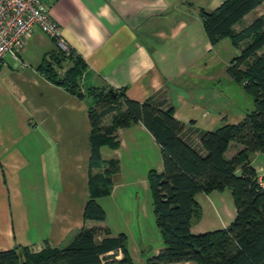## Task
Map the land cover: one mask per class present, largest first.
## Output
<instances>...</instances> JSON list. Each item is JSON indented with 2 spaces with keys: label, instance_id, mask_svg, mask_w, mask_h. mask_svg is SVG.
Returning <instances> with one entry per match:
<instances>
[{
  "label": "crops",
  "instance_id": "1",
  "mask_svg": "<svg viewBox=\"0 0 264 264\" xmlns=\"http://www.w3.org/2000/svg\"><path fill=\"white\" fill-rule=\"evenodd\" d=\"M189 1L53 0L49 13L67 47L86 62L80 79L84 93L90 85L124 88L130 98L171 105L183 123L182 137L202 151L199 134L203 130L236 123L245 114L225 107L229 95L218 86L221 71L218 65L211 69L219 57L218 42L210 43ZM56 47L55 38L34 29L16 57L6 53L0 59V250L14 245L32 250L46 244L62 247L81 228L92 227L96 239L125 233L134 264L146 262L164 243L153 211L142 202L138 189L148 188V169L162 171L160 147L141 122L118 127V145L100 146L102 163L92 168L103 170L109 161L116 162L109 193L96 197L104 217H85L88 106L94 97L80 98L39 72L37 66ZM230 146L227 158L242 145L230 141L225 155ZM251 163L258 178H264V167ZM101 199L113 205L120 221L115 227L107 222ZM234 214L235 208L227 210L221 227Z\"/></svg>",
  "mask_w": 264,
  "mask_h": 264
},
{
  "label": "trees",
  "instance_id": "2",
  "mask_svg": "<svg viewBox=\"0 0 264 264\" xmlns=\"http://www.w3.org/2000/svg\"><path fill=\"white\" fill-rule=\"evenodd\" d=\"M264 0H223L208 11L187 2L202 21L211 44L227 37L239 53L229 60L226 73L252 97L253 109L236 122H225L199 134L202 151L182 137L183 123L174 108L151 98L128 97L124 88L87 86L81 91L80 79L86 62L71 48L56 47L37 66L49 81L84 98L93 95L88 106L90 119L89 197L84 216L104 217L97 196L109 193L111 173L101 165L100 146L116 147L115 131L141 122L157 141L162 155V171L150 168L146 177L154 219L164 247L146 259L147 264L193 261L194 264H264V185L252 165V155L264 151V16H256L239 29L243 16ZM68 63V66L64 65ZM109 115V123L102 118ZM230 141L242 146L230 158L225 156ZM229 188L235 214L223 227L192 232L193 217L202 213L196 199L199 191ZM95 228L83 227L62 247L46 244L32 251L25 245L0 250V264H134L125 233L95 238ZM107 232V230H105ZM121 256L117 258V255Z\"/></svg>",
  "mask_w": 264,
  "mask_h": 264
},
{
  "label": "rangeland",
  "instance_id": "3",
  "mask_svg": "<svg viewBox=\"0 0 264 264\" xmlns=\"http://www.w3.org/2000/svg\"><path fill=\"white\" fill-rule=\"evenodd\" d=\"M219 1H223V0H193L192 3L197 6H202L206 10L210 11L216 7ZM189 9L192 10L193 7H190ZM259 15L264 16V1L261 4H259L257 7H255L253 10L246 13L245 16H243V18L238 23L234 24V28L236 29L241 28L242 26L249 23L253 18ZM262 50H264V46L259 50V52H261ZM217 52L219 53V57L215 58L216 60L214 62V67H211V69L217 68V65H218L219 71H221L220 72L221 81L218 84V86L220 87L222 91H224L226 94L229 95V98L227 99V103L225 107L227 110H229L230 112H233L234 114L237 111L243 112L245 114L247 111H250L251 109H253L252 97L244 92L240 84L236 83L231 78H228L229 76H227L226 69H225L226 67L224 64L225 61L228 62L232 57L237 55L239 53V49L232 46L229 39L227 37H224L220 39V41H218ZM81 91L83 90L81 89ZM108 119H109V116L107 115L102 120V123L107 122ZM231 146L229 147V150L227 151L225 155L226 157H228L232 151ZM252 160L255 165L264 167V151H258L254 153L252 155ZM138 195L140 199L143 200L142 202L147 207L152 209L149 187L146 189H143L142 187H140L138 189ZM195 197L201 205L202 213L199 217L192 218L191 225H194L192 227L193 232H198L197 231L198 227H201L199 228L201 229V231H206V230H211L214 228L221 227L222 225L221 223L227 219L226 218L227 210L230 209L232 210V212H234L235 207L233 204L232 195L230 193V189L227 187L224 188L223 190H212L208 193L199 191L197 192ZM101 200L107 209V222L112 227H115L120 221H119L117 213L114 212L113 205L111 206L110 202H108L107 199H104V200L101 199ZM156 228L158 229V227ZM32 251H36V250H32ZM118 255L119 257L121 256L120 254ZM136 264H146V262L140 261V262H137Z\"/></svg>",
  "mask_w": 264,
  "mask_h": 264
},
{
  "label": "built area",
  "instance_id": "4",
  "mask_svg": "<svg viewBox=\"0 0 264 264\" xmlns=\"http://www.w3.org/2000/svg\"><path fill=\"white\" fill-rule=\"evenodd\" d=\"M53 0H0V59L6 53L16 57L26 38L34 29L55 38L57 45L68 50L60 26L51 17ZM21 64H25L22 60ZM264 185V178L259 179Z\"/></svg>",
  "mask_w": 264,
  "mask_h": 264
}]
</instances>
